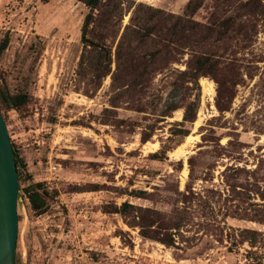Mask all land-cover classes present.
<instances>
[{"label": "rangeland", "instance_id": "374dc122", "mask_svg": "<svg viewBox=\"0 0 264 264\" xmlns=\"http://www.w3.org/2000/svg\"><path fill=\"white\" fill-rule=\"evenodd\" d=\"M123 2L112 25H148L142 51L170 45L182 72L210 59L200 88L178 72L137 78L127 54L113 84L120 37L110 75H78L82 2L0 0V89L28 95L2 111L22 163L16 264H259L247 254L264 257V238L252 248L242 231L264 234V0ZM151 9L163 15L144 22ZM37 183L41 215L23 190Z\"/></svg>", "mask_w": 264, "mask_h": 264}, {"label": "trees", "instance_id": "16d2710c", "mask_svg": "<svg viewBox=\"0 0 264 264\" xmlns=\"http://www.w3.org/2000/svg\"><path fill=\"white\" fill-rule=\"evenodd\" d=\"M78 1L82 2L89 10L85 16L82 27L83 51L79 63L78 75L86 76L94 73L96 79H98V82L100 83L105 77L110 75L112 73L113 55L112 46H110L109 42L115 44L117 39L120 37L115 53V61L117 65L116 70L112 75L113 84L116 83L118 75L126 71L124 58L127 54L129 56L133 55L130 62V68L128 70L130 72L137 73V78L151 77L162 71H168L169 73L178 72L180 76L185 77L188 82H192L196 87L200 88L199 79L205 76V74H208L205 71L206 66L210 64V59L208 57L198 58L194 62L190 63L188 65L187 71H179L171 66L175 59L172 57L169 47L170 45H162L163 49L157 47V49L151 50L149 52L142 51L148 49L146 47L150 44V41L153 40L152 36H154V34L148 25L141 23L143 22L140 21L141 19L139 20L136 17L131 18L130 23L123 28L122 34V27L119 29L113 27L112 24L114 20L119 17L121 18L123 14V0ZM191 5L192 1L190 2L188 8H190ZM151 10L152 14L147 20H144V22H152L153 20L159 19L160 15H163V12L159 9ZM171 22L172 21H169V23ZM133 42H135L137 45V49L132 53H127V49H130ZM8 44L9 39L6 38L0 45V55L4 50L7 49ZM138 84L139 83H134L135 86ZM112 87L114 89V86ZM117 100L118 99L116 97H112L110 99V103L113 108L119 107ZM27 104L28 95H12L9 91L0 89L1 111L5 109L19 111ZM197 108L198 104L196 102H191L189 105H187L185 107L183 122L180 124L193 123L196 118ZM147 141V138L142 139L143 144H145ZM12 145L14 148V144ZM14 157L18 169V178L20 181L22 177V163L21 159L16 153V150H14ZM41 186L42 185L40 183H37L23 189L30 202L31 209L39 215L45 213L49 206L47 199L48 193L45 190L41 191ZM93 191L98 190L95 189ZM125 206H127V204H124L123 208ZM113 213L122 214V210L115 211ZM256 221L262 222L258 219H256ZM242 233L247 234L245 237L242 235V237L245 239L244 243L248 242L252 248L257 247L256 245L259 242V237L264 238V234L256 230L245 229L242 231ZM234 239L236 240V237H234ZM250 254L253 255V257H251L254 259L253 261L258 262L259 264L262 263L264 257L257 255L255 251H248L247 256Z\"/></svg>", "mask_w": 264, "mask_h": 264}, {"label": "water", "instance_id": "95a60500", "mask_svg": "<svg viewBox=\"0 0 264 264\" xmlns=\"http://www.w3.org/2000/svg\"><path fill=\"white\" fill-rule=\"evenodd\" d=\"M20 199L14 150L6 120L0 109V264H16Z\"/></svg>", "mask_w": 264, "mask_h": 264}, {"label": "bare ground", "instance_id": "6f19581e", "mask_svg": "<svg viewBox=\"0 0 264 264\" xmlns=\"http://www.w3.org/2000/svg\"><path fill=\"white\" fill-rule=\"evenodd\" d=\"M202 83H203V87H204V89H205V92L206 91H213L211 88H212V86H211V82H207L206 81V79H203L202 80ZM207 93V92H206ZM211 93V92H210ZM212 94V93H211ZM196 125L197 126H199V122H196ZM188 139H190V137L188 138ZM149 144V143H148ZM148 144H146L147 146H148ZM155 147H156V145H154ZM149 148V147H148Z\"/></svg>", "mask_w": 264, "mask_h": 264}]
</instances>
